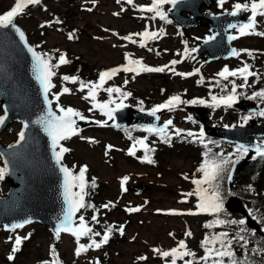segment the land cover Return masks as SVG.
I'll return each instance as SVG.
<instances>
[{"label": "rangeland", "instance_id": "rangeland-1", "mask_svg": "<svg viewBox=\"0 0 264 264\" xmlns=\"http://www.w3.org/2000/svg\"><path fill=\"white\" fill-rule=\"evenodd\" d=\"M236 3L250 4L251 0H226L223 7L215 0L209 11H228ZM14 4L15 0H0V11L6 9L0 14L9 11ZM150 4L151 0H133L131 6L127 0H41L40 4L26 8L16 19L29 42L40 53L46 54L45 58H50L49 62L52 65L59 63L61 55L68 57V63L53 68L55 87L50 91L53 106L55 109H58V106L71 107L79 111L83 117L92 118L94 122L93 127L86 128L61 143L62 147L69 149L64 153L62 162L74 174H78L81 168L86 167L84 178L87 177V180L92 182L98 180L97 182L104 185L103 196L98 202L101 205L114 203L109 217L114 220V224L120 226V229L123 228V234L120 230L117 231L115 239L104 249L91 247L79 256L72 248L75 242L71 238L60 236L59 253L63 254V257L58 264H160L167 258L162 257L154 249L169 251L178 248L179 242L183 239L187 240L189 250L198 251L194 237L198 235L201 216L190 210L198 208L199 197L195 194L187 195L194 193L197 187L192 180L203 176V173L198 171L199 167L194 165L191 155L194 151L186 146L165 151L164 145L159 144L155 138L144 136L148 138L146 146L155 145V148L158 146L153 162L147 163L135 157L138 154L131 156L130 150H134L135 153L142 147L137 141L143 138L144 133L140 132L139 126L132 129L126 127L123 130L97 123L108 119L98 108L93 107L94 103H104L110 99L104 89L108 87L127 89L131 92V97L123 98L132 106H140L141 102L157 106L160 101L166 102L174 95H179L181 99L197 97L208 100L212 95L219 97L223 90L226 91L225 86L218 89L216 84L210 83L212 79L222 78L218 73L225 67L235 71L251 63L255 73L259 75L252 84L260 85L255 89L264 90V35L257 34L264 33V17L257 16V23L251 34L241 36L237 30L238 38L233 41V45L239 54L235 58L204 64L202 70L196 72L203 60L191 51L203 38L210 36L209 29L206 27L192 29L184 35L175 24L166 23L167 19L165 24L151 18L145 20L141 15L146 10L141 9ZM170 6L165 5L166 13ZM245 12L251 14L250 11ZM70 29L74 33L69 31ZM145 29L150 31L163 29L164 33L156 40L146 41V46L142 48L141 37L136 34L144 32ZM129 35L137 42L132 43L123 39ZM249 51L252 55L248 54ZM128 59L141 60L143 65L154 68L166 65L171 68L173 66L170 62L179 60L182 62L174 66L176 72L194 74L181 77L165 68L164 72L167 74H164V77L149 78L142 72L136 74L121 71L107 80L103 88L97 90L96 101L84 98L88 93L87 87L83 91L79 90L80 82H84L83 80L78 79L76 83H72L62 79L66 75L77 77L79 62L86 63V69L93 68L99 75L102 70L107 71L126 65ZM75 65L77 69L69 73V69ZM92 79L88 78L84 83L89 85L99 82L97 78ZM64 87H68L71 93L60 95L59 101H56L55 95ZM119 97L122 96L113 93L111 98ZM1 113L0 107V115ZM245 116L233 107L221 105L218 108L209 107L207 122L211 125L231 126L244 122ZM162 118L172 120L168 131L170 134H177L176 130H180L178 136L187 137L188 132L194 134L198 132L196 128L198 121L196 122L192 112L183 110L181 106L172 111L166 110ZM19 127V123H12L9 130L0 134V140L4 144L12 143L17 138ZM0 169H5L1 155ZM124 177H128L126 182L123 180ZM124 183H142L150 186V189H144L139 193L127 189L120 191L119 187ZM7 187L8 183L0 182V195L5 193ZM203 187L207 188V185ZM262 193L264 195V184ZM133 208H138L139 211H130ZM34 228L30 226L14 232L13 235L15 238L19 236L24 243L25 235ZM188 232H191V236L187 235ZM16 247L15 240L10 243L7 234L0 231V264H50L46 249L33 241L21 253L16 254L15 259L8 260L7 254L13 252Z\"/></svg>", "mask_w": 264, "mask_h": 264}, {"label": "water", "instance_id": "water-1", "mask_svg": "<svg viewBox=\"0 0 264 264\" xmlns=\"http://www.w3.org/2000/svg\"><path fill=\"white\" fill-rule=\"evenodd\" d=\"M211 2L212 0H180L169 12L170 16L183 27L190 24L199 25L198 17L202 16L207 20L204 24L216 29L212 34L215 39H206L195 49L197 53L207 52L209 56L206 61L233 56L234 48L229 39L232 35L227 33V29H230L228 26L246 20L242 12L232 16L230 12L206 14L200 11L202 4L209 6ZM182 10L187 11L190 16L182 14ZM14 24L23 32L15 22ZM29 48L35 51L28 43L25 34L24 40H21L19 33L14 29H0V103L3 109L1 117L4 118L0 132L7 129L9 122L14 120L21 122V131L25 132L23 141L18 137L15 143L7 146L0 142V153L6 167V177L2 180L9 182L6 195L0 196V224L6 229H12L15 224L24 225L37 220L47 224L56 232L67 209L64 197V174L60 170L64 166L61 161L59 163L56 161L57 147L53 149L51 137L45 132L44 125L37 123L41 117L46 116L48 101L51 100L49 95L47 100L45 99L43 88L36 79L35 62ZM145 74L154 76L162 73L146 72ZM236 105L258 113L251 100H242ZM189 108L196 111L197 118L205 120L203 107L189 106ZM52 110L56 112L53 107ZM56 114L61 115L57 112ZM156 116L159 117V112ZM73 119L76 120L77 130L91 122L88 119L75 117ZM109 123L114 125L137 123L154 128H161L164 125L159 124L158 119L150 115V112L132 110L128 105L114 111ZM250 123V125H235L227 128L205 127V131L209 134L249 148L245 157L235 161L230 173V184L250 161L251 156L257 154L256 146L260 143L254 142L251 136L264 135V127L255 124L253 120H250ZM25 124L28 125L27 128L24 127ZM225 205L229 210L245 213L240 199L236 196H230ZM247 223L258 230L256 221L247 217Z\"/></svg>", "mask_w": 264, "mask_h": 264}, {"label": "snow or ice", "instance_id": "snow-or-ice-1", "mask_svg": "<svg viewBox=\"0 0 264 264\" xmlns=\"http://www.w3.org/2000/svg\"><path fill=\"white\" fill-rule=\"evenodd\" d=\"M41 0H15L14 6L7 11L4 14H0V29L3 28H12L16 32L19 33L20 39L24 40V33L21 32L18 28H16L14 24V19L23 14L26 8H28L30 5H38L40 4ZM129 4L133 2V0H127ZM180 0H151L150 6H147L146 8H142L141 10H146L149 13H155V16L152 18L155 19L156 17H159L161 20H166L167 15L164 11V5L170 4L173 7L176 6L177 3H179ZM226 0H218V3L221 7L225 4ZM241 11H250L251 16L249 18L248 23L241 24L239 26V34L241 36L251 34L252 30L255 28L257 23V16L264 17V0H251V3H236L233 6V11L229 14L232 16L238 15ZM170 22V21H169ZM229 28H235L237 27L234 24H230L228 26ZM164 33L163 29H160L159 31H150L148 29H145L144 32L136 34L141 37L140 41V47L146 46V41L148 40H156L158 39L161 34ZM258 35H264V33H257ZM237 36H230V40L237 39ZM123 39L129 40L132 43H136L137 41L132 39V35L123 37ZM209 40L215 39V36L209 37ZM207 42V41H206ZM29 52L32 53V56L34 58V71L36 73V79L39 80L44 94L45 99L48 98V93L51 88L55 87V85L52 83V77L55 75V72L53 71V68H58L61 64H66L69 61H67L64 57V55H61L59 57V63L52 65L49 59L45 58L46 54H39L35 52L32 48L28 49ZM151 50V49H149ZM187 52V49H185ZM192 51H195V49H192ZM247 51V50H245ZM159 54V53H157ZM233 55H238L239 53L236 52L235 49L232 51ZM249 55H252V53L249 51ZM182 61L179 60H172L170 64L173 66L169 68V66L164 67H149L146 65H143L141 60H134V59H128V63L121 67H116L107 71H103L99 75V82L98 83H90L89 85H86L84 82H80V91H83L86 87L88 88L87 96H85V99L91 98L92 101H96L97 96V90L100 88H103L104 84L107 82V80L111 79L113 76L118 74L119 72H134L136 74H139L140 72H164L165 68H169L170 71L174 72L176 75H179L181 77H186L189 75H193L194 73H181L176 72L175 65L178 63H181ZM199 69L196 70L198 72ZM243 78L244 83L236 86L234 82L233 87L231 89V93L226 96H220L217 97L216 95L211 96L212 103L207 104L208 107L212 108H218L221 105H224L226 107H232V105L236 102L237 96V87H245L247 86L248 77L254 75L250 71L249 65L245 64L242 68L232 71L229 70L227 67H225L218 75L222 77L224 80H228L229 77H235L237 74ZM62 79L64 81H70L72 83H76L78 81V77H69V76H63ZM217 83H219L217 81ZM125 84H127V80L125 81ZM108 94L110 99L107 102L104 103H94L93 107L98 108L103 115H106L109 119H112V114L114 111L119 109L121 106H126L121 104H117L116 108H110L109 105L115 103V100H113L112 94L117 93L120 96L127 98L128 96H131L130 92H122V90L118 87H108L104 89ZM71 90L68 87H64L62 91L59 94L55 95L56 101H59L60 95L63 94H70ZM249 99H255L260 98L261 100H264V90L254 93L252 96L248 97ZM143 103V102H141ZM206 104L207 102L203 99H193L192 101H183L179 95H174L170 97L165 103L155 106L151 109L150 115L156 117V119H159L158 116H156L157 112L167 109L168 111L174 110L178 105L180 104ZM52 102L48 101V109L47 114L45 117H41L40 120L37 121V123H41L44 125L45 132L51 137L52 141V147L55 150L56 147L59 145L60 141L71 138L72 135L77 134V128H76V120L73 119V117H79L80 119H85V117L82 116V114L71 108H64L58 106V111L61 113V115H57L56 112L52 110L51 107ZM255 115H259L261 117H264V110L259 111L258 113H255ZM253 114H249L245 117H243L245 123L252 119ZM191 119V117H189ZM4 118L0 117V125H3ZM98 124H105L106 121L100 122L97 121ZM172 125V120L169 119L166 121L161 128H154L152 126H149L145 129V131L151 133L156 132L161 137L164 136L165 130L169 128V126ZM25 128L28 127L27 124L24 125ZM177 134H179L180 130H176ZM203 129H201L200 136H203ZM187 135L193 136L194 133L188 132ZM25 139V132L21 131L19 133V140L23 141ZM137 143L144 145V140L141 139L137 141ZM111 148V146H109ZM69 151V149L65 147H59V151L55 152V158L57 163L61 161L63 158V155L65 152ZM151 151V150H149ZM249 151V148L244 145H238L237 146V152L240 154H245ZM256 152L258 155L264 156V147H261L260 145L256 146ZM130 154H134V150H130ZM145 159L148 163H152V160L145 156ZM230 163V160L228 157L222 156L220 154L217 158L213 159H206L204 163L202 164L201 168L198 170L203 173L202 178L200 179H194L192 180V183L195 184L197 187L195 189L194 193H188L187 195H193L199 197V203L197 205L200 212H210V213H219L222 211L223 207V201L222 197L220 196L219 192V183L218 181L222 178V174L226 171L227 165ZM61 172L64 174V197L65 202L67 204V209L64 213V218L60 221L57 229L56 234L57 237H59V234L61 232H68L71 235H73L77 241H79L80 237L87 236L92 229L88 227V225L84 221V217H79V225L74 226L73 217L75 214L81 209L85 207L84 203V189H85V172L86 167L81 168L78 174H74L72 171L69 170L67 167H61ZM5 169H0V179H3V173ZM188 177H185L187 179ZM230 178V177H229ZM128 177H124L123 180L126 182ZM203 185H208L207 188L203 187ZM78 188L79 191H73V189ZM105 208L109 207V205H104ZM130 211H139L138 208L130 209ZM173 214H180L178 212H173ZM251 215V212L249 213ZM93 220H96V216H93ZM27 222V221H26ZM216 223H224V221H216ZM228 223L232 224H239L244 225L246 223L245 219H240L239 221H228ZM208 227H211L212 225H207ZM13 228H19L23 227V224H15L12 226ZM112 229L108 228L107 232L103 235V239L101 243H107L109 240V233H111ZM241 232H244L245 229L241 228ZM121 234H123V228L120 229ZM95 235H100L99 233H95ZM187 235L191 236V232H188ZM239 235V233L237 234ZM240 241H243L244 244L242 246H246L247 241L245 240V237L240 235L239 236ZM101 243L96 242L95 240H92V242L89 245H83L79 244V246L76 248V255L79 256L82 252H85L88 250V248L95 247L100 248ZM21 244V238L17 236L15 238V245L17 246L14 248V251L18 249V246ZM219 244V247H216V245ZM232 240L228 239V233H220L216 236H213L211 239L205 238L204 241H202V247L204 248L205 255L203 257L198 258L200 261H203V264H208L209 261H211V264H243L242 261H239L235 259V253L232 250ZM183 249V251H181ZM154 251L159 252V254L164 257L168 258L171 257L170 264H177L178 259H184L185 257H194L195 253H192L191 251L187 250L186 244L181 241L178 248H173L169 251H160L159 249H154ZM12 257H9L11 259ZM227 258V261L225 260ZM141 259H144L141 257ZM184 264H193V260H184Z\"/></svg>", "mask_w": 264, "mask_h": 264}, {"label": "trees", "instance_id": "trees-1", "mask_svg": "<svg viewBox=\"0 0 264 264\" xmlns=\"http://www.w3.org/2000/svg\"><path fill=\"white\" fill-rule=\"evenodd\" d=\"M82 73L84 72V65L80 69ZM82 76H86L85 74H81ZM243 94L239 95L242 97L245 95V91H242ZM259 105L264 103V100L260 98L254 99ZM150 104L141 103L140 108H149ZM224 142H220L218 140H211V147L209 149L204 146L198 148L206 155L203 157L205 161L206 158L213 159L217 158L220 154L224 157H228L230 163L227 165L226 171L222 174V178L218 181L219 183V192L222 197V201L229 194L230 190L227 183L228 172L231 166V162L233 158L239 156L240 153L235 149H228ZM199 150V152L201 153ZM263 172H264V156L260 155L255 157L250 164L245 168L244 172L240 176V178L235 182L232 192L239 195V197L243 200H246L249 205V210L254 215L262 227H264V196L259 194L261 189V184L263 180ZM99 186L88 184L86 185V197H85V207H89L97 193L99 192ZM239 221L240 218L235 216L234 214L229 213L222 207V211L219 213H207L204 216V221L200 224L201 233L198 239V244L202 247V241L205 238L211 239L213 236H216L220 233H228V239L232 240V250L235 253V259L242 261L243 264H264V238L255 233L252 229L248 228L245 224L239 225L228 223V221ZM216 221H224V223H216ZM207 225H212L208 227ZM244 228L245 231L241 232L240 229ZM239 233V235H237ZM242 235L245 237L247 241L246 246H242L244 244L243 241H240L239 236ZM219 247V244L216 245ZM205 255L204 248H200L198 253H195L194 257H187L189 260H193V264H203V261H200L198 258L203 257ZM227 261V258H225ZM211 264V261L208 262Z\"/></svg>", "mask_w": 264, "mask_h": 264}]
</instances>
